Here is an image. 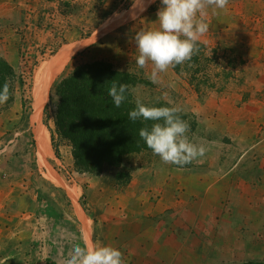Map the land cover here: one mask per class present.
Listing matches in <instances>:
<instances>
[{
    "label": "rangeland",
    "instance_id": "374dc122",
    "mask_svg": "<svg viewBox=\"0 0 264 264\" xmlns=\"http://www.w3.org/2000/svg\"><path fill=\"white\" fill-rule=\"evenodd\" d=\"M30 1L19 0L11 12L15 40L1 34V53L15 61L12 66L25 84L18 87L12 104L0 105V164L17 178L26 176L31 189L41 192L47 219L54 212L66 218L55 224L46 221V264L67 259L77 243L70 231L69 213L74 208L67 196L73 193L69 184L80 183V174L99 181L92 199L102 208L89 206L98 222L89 246L118 248L126 264L146 263L149 258L159 264L264 262V32H257L259 41L249 44L221 39L216 29L220 11L207 9L208 31L200 39L212 48L232 47L220 52L226 57L220 59L223 66L234 57L238 63L253 46L257 56L244 59V73L239 69V81L232 80L231 85L224 84V77L223 82L215 77L214 64L205 61L210 83L227 86L218 90L205 86L203 93L190 84L189 74L179 76L173 68L160 74L158 84L167 93L165 98L189 116V139L202 145L205 154L179 167L162 163L152 151H142L127 156L119 168H106L101 176L79 171L71 144L59 136L61 152L56 156L43 110L49 104L48 122L54 127L56 99L50 102L51 90L81 64L104 60L118 69L145 70L149 75L151 67L135 64L134 37L159 27L160 0L135 15L129 10L135 0H89V9L69 0L37 9ZM69 15L84 18L75 24ZM5 32L10 34L11 29L6 27ZM2 50H12L14 59ZM39 76L45 82L43 93L38 92ZM47 129L46 140L42 133L48 135ZM86 186V182L78 185L82 206L91 197Z\"/></svg>",
    "mask_w": 264,
    "mask_h": 264
},
{
    "label": "trees",
    "instance_id": "16d2710c",
    "mask_svg": "<svg viewBox=\"0 0 264 264\" xmlns=\"http://www.w3.org/2000/svg\"><path fill=\"white\" fill-rule=\"evenodd\" d=\"M199 52L190 61L177 65L173 69L179 76L189 74L192 76L190 84L200 92L213 88L222 89L227 85L217 87L210 83V66L217 71L222 81L229 84L237 80L238 71L244 64V59L231 58L223 66L220 59L221 50L231 51L230 47H210L203 42H198ZM225 55V54H224ZM206 61V62H205ZM242 71V70H240ZM145 70L133 71L116 68L111 62L97 60L78 65L70 74L62 78L50 93V102L56 99L54 127L48 122L49 104L43 110L44 125L51 132L52 146L56 156L60 157V145L56 143L59 136L67 140L72 146V154L77 169L101 175L108 167L119 168L124 159L132 154L142 151H151L140 138L139 131L143 127H150L151 121H131L129 112L135 107V96L127 92L125 101L116 107L108 90L113 83L127 84L131 88H138L143 102L147 106L172 107L165 98V93L158 83H153ZM205 78L203 80L199 79ZM204 75L205 77H202ZM217 78V84H220ZM9 84V99L5 103L12 104L18 87L24 86V77L0 55V90L3 84ZM223 82V81H222ZM211 84V85H210ZM206 89V88H205ZM203 93V91H201ZM181 118L189 121V116L182 112ZM119 178L120 177L119 175ZM242 264H264V262H245Z\"/></svg>",
    "mask_w": 264,
    "mask_h": 264
},
{
    "label": "clouds",
    "instance_id": "9594fccd",
    "mask_svg": "<svg viewBox=\"0 0 264 264\" xmlns=\"http://www.w3.org/2000/svg\"><path fill=\"white\" fill-rule=\"evenodd\" d=\"M228 4L229 0H160L156 13L159 27L135 34L136 66L141 69L151 67L148 78L159 83L161 73L190 61L199 52L200 37L208 31L204 19L207 9L224 10ZM129 91L135 96V107L129 112V119L152 122L150 127L140 129L139 136L162 163L183 167L205 154L202 145L189 139L190 125L181 118L179 107L147 106L138 88L130 89L127 84L113 83L108 95L119 107ZM9 98V84L5 82L0 90V105ZM64 264H125V260L118 248L99 243L89 246L84 241L83 245L71 246Z\"/></svg>",
    "mask_w": 264,
    "mask_h": 264
},
{
    "label": "crops",
    "instance_id": "0c3cea01",
    "mask_svg": "<svg viewBox=\"0 0 264 264\" xmlns=\"http://www.w3.org/2000/svg\"><path fill=\"white\" fill-rule=\"evenodd\" d=\"M55 1L57 0H31L30 2L35 8L42 9L48 6V4L50 6L52 2L55 3ZM69 1L75 4L80 3L85 6L86 9H89V0ZM154 3L155 2H152V0H135L129 10L132 11L133 9V13L135 15L138 12L149 10ZM19 4H21L19 3V0H0V41H4L1 38V34L5 36H14L11 41L15 40L17 29L11 28L13 27V23L10 21V17L12 16L11 12L13 11V7ZM219 11V22L216 25V29L218 30L217 35L219 34V38L240 40V42L248 44L255 40L259 41L255 35H257V32L259 31L264 32V0H229L227 8ZM69 18L71 19V22L79 24V20L84 17L79 18L78 16L74 17L69 15ZM6 27L11 29L10 34L5 32ZM257 28H259V30ZM261 34L263 37L262 42L264 43V34L262 32ZM244 36H246V38ZM243 39L245 40L243 41ZM199 41L203 42L201 39ZM203 43L206 44L205 42ZM217 46H220L221 48L224 47L222 45H216L214 47ZM254 49L255 47L253 46V49L246 50L247 53L243 59H248L249 56L252 58L256 57L257 52ZM2 51L4 52V56L7 58L10 56L14 59L15 53L12 50L10 53H6L5 50ZM0 55L3 56L1 48ZM9 61L10 64L14 66L15 61ZM244 61V64L240 68V70H242L240 72L243 73L247 64L246 60ZM243 80L244 79L241 78V82ZM231 84L232 81H230L228 85ZM6 163H9V161H6ZM2 167L3 165L0 164V253H2V248H4L5 253L0 255V263L46 264V242L45 239H43L46 221L49 220V222H51L50 219H52L54 221L53 224H55L58 221V223H61L63 220L62 218H66L60 213L58 214L54 212V215L48 216L50 219H47L46 211L43 208V201L40 199V196H42L41 192L38 190L35 191L33 188L31 189L26 176L23 178H17L11 171L7 172ZM83 175L85 174H80V183L69 184L73 193H68L67 198H71V203L74 208L69 213V217L71 218L69 226H71L70 231L73 232V236H75L77 243L83 245V242L87 241L89 245L91 241L93 242L94 230L98 225V222L96 223V220H94L91 211L89 212V206L96 209H101L102 206L96 205L95 201L92 199V194L94 189H96L99 184V181L93 180L92 177L87 178ZM83 182H86L87 184L86 189L91 191L90 200L88 196L84 206L79 204L82 193L78 191V185L83 184ZM75 185L77 186V190L74 188ZM76 196H78V199ZM79 205H81V207ZM30 226H36V228L30 230ZM144 245L146 246L147 244L145 243ZM140 248L144 249L143 246ZM34 254L37 256L35 259ZM65 260L66 259L64 258L63 261H61V263L58 262V264H63ZM148 260L146 263H142V260H140L139 264H159V261L154 260L153 258H149ZM164 264L176 263L172 260H168L164 262Z\"/></svg>",
    "mask_w": 264,
    "mask_h": 264
},
{
    "label": "bare ground",
    "instance_id": "6f19581e",
    "mask_svg": "<svg viewBox=\"0 0 264 264\" xmlns=\"http://www.w3.org/2000/svg\"><path fill=\"white\" fill-rule=\"evenodd\" d=\"M109 28V27H108ZM42 77L41 76H39L38 77V79H37V81H38V92H41V93H43L45 90V82H44V80H43V82H42ZM37 105L38 106H41V101H40V98L39 99H37ZM47 131H48V129H47ZM43 135H42V137L43 138H45L46 140L48 139V136H49V138H50V133H49V131H48V135L47 134H45V133H42Z\"/></svg>",
    "mask_w": 264,
    "mask_h": 264
}]
</instances>
